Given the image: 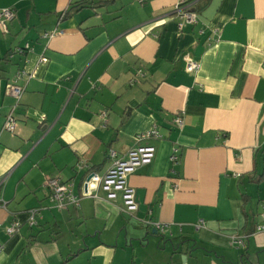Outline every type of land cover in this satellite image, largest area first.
Wrapping results in <instances>:
<instances>
[{
  "label": "crops",
  "instance_id": "0c3cea01",
  "mask_svg": "<svg viewBox=\"0 0 264 264\" xmlns=\"http://www.w3.org/2000/svg\"><path fill=\"white\" fill-rule=\"evenodd\" d=\"M184 1L198 22L178 28ZM6 8L0 264H264V0H0ZM188 61L199 69L188 73ZM21 70L32 78L17 81L14 108L7 87ZM9 113L13 133L3 130ZM152 127L159 137L138 144ZM138 146L153 157L126 177L136 211L119 190L85 195L108 151L120 159ZM54 177L77 206L50 200ZM12 221L21 226L8 236Z\"/></svg>",
  "mask_w": 264,
  "mask_h": 264
},
{
  "label": "built area",
  "instance_id": "2783aa9c",
  "mask_svg": "<svg viewBox=\"0 0 264 264\" xmlns=\"http://www.w3.org/2000/svg\"><path fill=\"white\" fill-rule=\"evenodd\" d=\"M142 1V0H139ZM175 17L178 19V28H181L184 23L186 24H196L198 22L197 13L194 11L192 1H184L175 7ZM15 12L12 8H6L0 10V27L6 31V23L14 18ZM57 32H51L45 34L46 37H52ZM28 49V46L25 45ZM47 59L41 57L39 63H46ZM199 69V64L193 61H188L185 70L188 73H194ZM143 75L142 71L139 69L136 71V76L141 77ZM32 75L21 70L16 74L15 81L8 85L7 92L15 100V106L18 105L21 95L23 93L24 87L18 85L17 81L24 79L25 82L30 80ZM13 108V109H14ZM105 117V114L102 115ZM182 119L180 117L174 118V124L177 127L182 126ZM16 127V121L12 115L9 113L6 117V121L3 126V130L9 133H13ZM158 138L159 135L155 129L152 127L150 130L139 133L135 135V140L139 144L150 138ZM108 159L110 160V166L102 176L90 173L83 182V188L85 189L86 196L96 197L94 191L101 186L103 190L108 192V197L113 198V190H119L122 192L124 210L128 213H133L136 211V204L134 203V191L126 185V177L131 174L135 169L143 164L149 163L153 157V148L149 146H138L130 150L125 158H117L116 153L112 150L108 151ZM170 161L176 164L178 161V155L176 150L170 156ZM81 168L80 165L77 166ZM89 177V179H87ZM46 187L50 191V200L59 208L65 206H77L79 198L73 193L70 184L62 182L59 178L54 177L46 181ZM263 223L257 226V231L264 233V199L261 201ZM38 215V209H33L28 212L27 224L29 226L35 225V219ZM21 223L18 221H12L5 227V232L8 236L14 235L18 232ZM154 228L159 233H164L166 225L154 224ZM231 245L242 246V241L236 238L231 239ZM3 250V246L0 245V253Z\"/></svg>",
  "mask_w": 264,
  "mask_h": 264
},
{
  "label": "water",
  "instance_id": "95a60500",
  "mask_svg": "<svg viewBox=\"0 0 264 264\" xmlns=\"http://www.w3.org/2000/svg\"><path fill=\"white\" fill-rule=\"evenodd\" d=\"M87 179H89V177Z\"/></svg>",
  "mask_w": 264,
  "mask_h": 264
},
{
  "label": "trees",
  "instance_id": "16d2710c",
  "mask_svg": "<svg viewBox=\"0 0 264 264\" xmlns=\"http://www.w3.org/2000/svg\"><path fill=\"white\" fill-rule=\"evenodd\" d=\"M16 77V76H15Z\"/></svg>",
  "mask_w": 264,
  "mask_h": 264
}]
</instances>
